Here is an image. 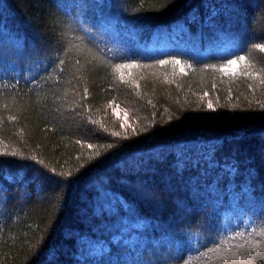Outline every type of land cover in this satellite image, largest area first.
<instances>
[{"label": "trees", "instance_id": "1", "mask_svg": "<svg viewBox=\"0 0 264 264\" xmlns=\"http://www.w3.org/2000/svg\"><path fill=\"white\" fill-rule=\"evenodd\" d=\"M0 33V264H264V0H0Z\"/></svg>", "mask_w": 264, "mask_h": 264}, {"label": "rangeland", "instance_id": "2", "mask_svg": "<svg viewBox=\"0 0 264 264\" xmlns=\"http://www.w3.org/2000/svg\"><path fill=\"white\" fill-rule=\"evenodd\" d=\"M0 39H2L5 43H9L8 40H7V38H6V35L3 34V33H0ZM125 238H128V239L136 238V235H135V233L133 231L130 234H127V236Z\"/></svg>", "mask_w": 264, "mask_h": 264}]
</instances>
